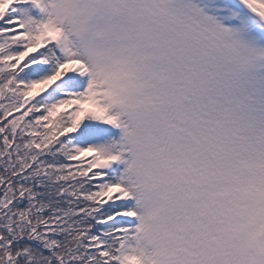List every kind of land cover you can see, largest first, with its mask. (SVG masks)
Instances as JSON below:
<instances>
[{
	"label": "snow or ice",
	"instance_id": "snow-or-ice-1",
	"mask_svg": "<svg viewBox=\"0 0 264 264\" xmlns=\"http://www.w3.org/2000/svg\"><path fill=\"white\" fill-rule=\"evenodd\" d=\"M0 264H264V0H0Z\"/></svg>",
	"mask_w": 264,
	"mask_h": 264
}]
</instances>
